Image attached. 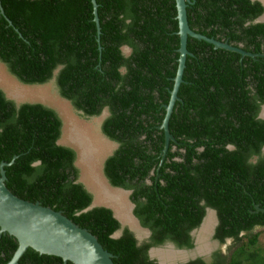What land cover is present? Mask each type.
I'll list each match as a JSON object with an SVG mask.
<instances>
[{"label": "trees", "instance_id": "16d2710c", "mask_svg": "<svg viewBox=\"0 0 264 264\" xmlns=\"http://www.w3.org/2000/svg\"><path fill=\"white\" fill-rule=\"evenodd\" d=\"M95 2L99 33L91 0H0V64L26 85L47 83L58 68L62 98L87 116L106 110L101 130L118 147L104 162V176L112 187L131 191L133 215L151 232L150 242L138 246L126 227L113 238L121 225L107 207L84 212L93 195L79 181L76 152L59 144L55 110L16 104L0 89L7 189L87 229L115 264H157L148 250L167 242L191 249L190 232L207 207L218 217L214 239H231V252L186 264H264L258 246L264 212L255 209H264V121L258 118L264 23H251L263 7L250 0H191V30L261 56L242 57L188 37L190 55L168 121L174 141L161 159L160 126L179 58L174 0ZM16 249V239L0 233V264ZM22 264L72 263L33 251Z\"/></svg>", "mask_w": 264, "mask_h": 264}, {"label": "water", "instance_id": "95a60500", "mask_svg": "<svg viewBox=\"0 0 264 264\" xmlns=\"http://www.w3.org/2000/svg\"><path fill=\"white\" fill-rule=\"evenodd\" d=\"M91 3L93 6L94 21L96 22L99 33L100 30L97 17V4L95 0H91ZM174 3L176 8V19L178 22L177 34L179 36V58L176 74L173 79V87L170 90V99L168 104L165 106V115L160 126V129H162L164 132V148L162 149V158L166 154L169 141H174L173 136L169 133L168 121L171 116L173 106L176 100L178 101L188 55H190L188 52V37L205 41L213 45L214 48H221L239 53L241 56L250 55L241 49L228 44L227 42L217 41L213 38H208L191 30L189 27L188 14V4L190 3V0H174ZM256 22H264V14L261 15L256 20ZM123 50H126L127 53L130 52L127 47H125ZM263 110L264 105L260 107L258 118L264 121V117L262 116ZM6 165L8 164H0V233L8 234L17 241V249L7 264H22L25 258L33 251H36L39 254L51 255L61 258L64 263L115 264L112 261L114 255L106 251L100 245L97 238L87 229L79 227L59 211H54L49 207H44L38 202L32 203L23 200L9 191L5 185L6 176L4 167ZM108 187L112 189L111 193L116 194L121 199H125L129 193L127 190L122 188L112 187L111 185H108ZM94 202H96L95 199H93L92 203L84 210V212L91 210L94 207L102 206L95 204ZM127 204L128 206L125 205V208L129 209L130 217L132 219L133 217L131 215V209H133V205L129 203ZM104 207L111 209L114 218L119 222H122L123 218L121 215H119V213H117L115 209L113 210L108 206ZM255 209L257 211L264 212V209H260L258 206H255ZM207 211L214 213L208 208ZM130 217L128 215V219H130ZM204 222L205 219L202 221L200 227H203ZM215 223L216 221L210 227L214 226ZM120 235L121 230L115 232L112 237L118 238ZM170 248L173 249L172 246H170ZM158 251L161 253L163 252L164 254L162 249H151L150 257L154 258L155 252L158 253ZM178 251L186 253L185 259H178L170 264H185L189 260L195 258L196 255L192 250H175V252ZM158 264H165V262L161 260V262Z\"/></svg>", "mask_w": 264, "mask_h": 264}, {"label": "rangeland", "instance_id": "374dc122", "mask_svg": "<svg viewBox=\"0 0 264 264\" xmlns=\"http://www.w3.org/2000/svg\"><path fill=\"white\" fill-rule=\"evenodd\" d=\"M122 51L125 55L129 54V52L127 53L126 50H122ZM0 89L5 93V95L9 99L13 100L16 104L42 102L47 107L59 113L63 118L62 119L63 127L65 124L64 136L67 140L75 139L76 134H80V137L82 138V140L86 142L87 146H89V148L91 147L93 150V148H96V146H101L99 141L97 142L95 140L96 138L95 136L99 135L101 140L105 142L108 148L113 146V142L107 139L104 136V134L100 132L101 130L100 125L102 123V118L104 117L106 112H103L102 118L97 119V120H95L96 118L95 119L84 118L83 116H79L78 114L79 110H77L70 101H67L64 98H62L59 92L56 90L55 82L50 80L47 83L42 84V85H26V84L20 83L15 77L7 73L4 66L0 64ZM86 124L88 125L91 124L93 133H91L90 131H87ZM60 141L64 142V140L62 139ZM68 144L72 145V142ZM101 153L102 152H100V149H99L98 151H94L91 159L85 161L83 158L82 159L80 158V161L76 163L77 166L80 168L79 181L93 195L96 201L94 202L95 204L102 205V206L103 205L108 206L112 208L113 210L115 209L117 213H119V208L125 207L124 201H121L119 198L113 199V197H111L113 193L106 192L103 194V190L107 189L108 192H111L112 189L108 187L109 184L101 173V170H102L101 166L103 164V156ZM97 166L99 168L94 172V169ZM108 194H111V195L106 197V195ZM126 209H127V213H125V211L122 210L120 211L121 214H119L122 217H124L123 220H125L126 215H129L130 217L129 209L128 208ZM259 233H262V234L259 236L258 246L264 247V232L260 230ZM211 242L212 241L208 243L205 242L206 246L210 244V250L209 252L207 251L209 254L212 255L216 251H221L223 255H227L231 252V250L230 251L228 250V247L230 245L229 242L225 244H220V245H217V244L215 245L214 244L215 242H212V243ZM160 253L161 252L158 251V254ZM170 254L173 255L172 253ZM155 255H157V252L155 253ZM200 256H202V254H200ZM205 257L206 255L204 256V258ZM205 260L210 262V257L207 256ZM172 262H175V259L168 263H172Z\"/></svg>", "mask_w": 264, "mask_h": 264}, {"label": "flooded vegetation", "instance_id": "af4514ba", "mask_svg": "<svg viewBox=\"0 0 264 264\" xmlns=\"http://www.w3.org/2000/svg\"><path fill=\"white\" fill-rule=\"evenodd\" d=\"M250 1H252V2H258V3H260L261 4V6L263 7V12H262V14L261 15H263L264 14V6H263V4H264V0H250ZM263 2V3H262ZM190 3H191V0H190ZM189 3V4H190ZM188 4V5H189ZM261 15H259L258 17H256L251 23L252 24H259V23H257L256 22V20L261 16ZM262 23H264V22H262ZM250 24V22H247L246 24H245V26H248ZM237 48H239V49H241L242 51H244L242 48H243V44H238V46H237ZM245 53H247V54H250V55H252V56H250V55H245V56H249V57H259V56H261L260 54H251V53H249V52H246V51H244ZM242 57H244V56H242ZM58 68H57V70H55L54 72H53V74H52V77H51V81H53V82H55V80H56V75H57V73H58ZM55 85H56V82H55ZM56 90H57V88H56ZM58 91V90H57ZM60 94V93H59ZM43 98V97H42ZM36 103H40V104H42V105H44V106H46L44 103H42V102H36ZM262 106V105H261ZM260 106V107H261ZM47 107V106H46ZM56 112V111H55ZM103 112H106V110H103L98 116H87V115H85L82 111H78V114H79V116H83L84 118H93V119H95V120H97V119H100V118H102V113ZM56 114L58 115V117L60 118V120H61V122H62V129H61V139L62 140H64V142L63 141H60L59 140V144H61V145H63V146H66V147H70L71 149H73L75 152H76V155H77V162H79L80 161V158L82 159H84L85 161L86 160H89V159H91V157L93 156V153H94V151H98L99 149H100V152H102L101 154H102V156H103V164H102V170H101V173H102V175H103V177L105 178V176H104V172H103V167H104V162H105V160L117 149V147H118V144L117 143H115V142H113L112 140V142H113V146H111L110 148H108V146L105 144V142L103 141V140H101V138L99 137V135H96L95 137V140L98 142L99 141V143H100V145L101 146H96V148H93V150H92V148L90 147L89 148V146H87V143L86 142H84L83 140H82V138L80 137V134H76V136H75V139H66L65 138V136H64V130H65V124H64V127H63V118H62V116L59 114V113H57L56 112ZM108 116V113L106 112V114L104 115V117L102 118V122H103V120H105L106 119V117ZM262 116L264 117V110H263V112H262ZM101 125H102V123H101ZM101 125H100V129H101ZM86 128H87V131H90L91 133H93L92 132V128H91V124H86ZM100 132L102 133V130H100ZM90 133V134H91ZM100 133V134H101ZM103 134V133H102ZM105 136V135H104ZM77 137V138H76ZM106 137V136H105ZM107 139H109L108 137H106ZM110 140V139H109ZM72 142V145H70V144H68V143H71ZM62 143H64V144H62ZM74 146H76V147H74ZM229 149H231L232 147L231 146H229L228 147ZM165 157V156H164ZM164 157L162 158L161 157V159H164ZM255 160V159H254ZM76 166H77V164H76ZM77 168L80 170V168L77 166ZM99 167L97 166V167H95V169H94V172L98 169ZM88 171V170H87ZM151 175L153 174V172H151L150 173ZM158 178H159V173H157L156 174V178L155 179H157L158 180ZM106 179V178H105ZM106 181H107V179H106ZM108 182V181H107ZM109 184V183H108ZM110 185V184H109ZM107 190V189H106ZM106 190H103V194L104 193H106L107 191ZM129 193L127 194V196H126V200L125 199H121L120 197H118V196H115L116 194H112V196H115V198L114 199H116V198H119L121 201H124V205H128L127 203H129V204H131V205H133V209H134V203H132L131 202V200H130V195H131V191L130 190H127ZM109 193H111V192H109ZM93 199H94V197H93ZM126 203V204H125ZM208 209H211V208H209V207H207ZM207 208H206V210H205V214H204V217H203V219H202V221L205 219V222H204V225H203V227H200V225H201V223H200V225L197 227V228H195V229H193L191 232H190V235H191V238H192V240H193V247L191 248V249H177L172 243H166V244H164V245H161V246H158V247H150L149 248V250H148V256H149V259L150 260H153V261H155L157 264L160 262V260H159V257L163 260V261H167L165 264H170V263H168V262H170V261H173L174 259L176 260V259H178V257L176 256V254H174V252H175V250H192L193 252H195V258H193V259H191V260H189V261H192V260H195V259H197V258H203L204 260H205V258L207 257V256H209L210 257V259H211V256L215 253H213L212 255L211 254H209L208 252H209V250H210V244L209 245H207L206 246V243L205 242H210V241H212V242H215L214 244L216 245H220V242L218 241V240H216V239H214V234H215V230H216V227H217V225H218V217H217V213H216V211L215 210H213V209H211L214 213H212V212H208L207 211ZM133 209H131V211H132V213H131V215H132V219L130 218V219H128V215H126L125 213H127V209L125 208V207H121V208H119V214H121V212L120 211H122V210H124L125 211V220H123L124 219V217H122L123 219H122V222L120 221L119 223H120V225H121V232H122V228H124V227H126V228H128L129 229V231L133 234V236H134V238H135V240H136V242H137V245L139 246V245H143V244H146V243H149L150 241V237H151V232L149 231V229H146V228H143V227H141V225H140V223H139V220L133 215ZM123 211V212H124ZM216 221V223H215V225L214 226H212V227H210L211 225H213L214 224V222ZM211 228V229H210ZM205 230V231H204ZM209 231H210V233H209ZM211 242V243H212ZM227 242H229V243H231V239H226L225 240V242H224V244L225 243H227ZM198 244H201V247L203 248V249H205L206 251L205 252H201V253H199V251H198V249H197V247H198ZM170 246H172L173 247V249L172 248H170ZM151 249H162V251H164V254L163 253H160V254H157L156 256H154V258H151L150 257V250ZM207 250H208V252H207ZM168 251H173V255H171L170 253H168ZM178 254V253H177ZM200 254H202V256H200ZM209 254V255H208ZM206 255V257L204 258V256ZM181 257V256H180ZM188 261V262H189ZM207 261V260H206ZM187 262V263H188ZM208 262V261H207ZM186 264V263H185Z\"/></svg>", "mask_w": 264, "mask_h": 264}, {"label": "bare ground", "instance_id": "6f19581e", "mask_svg": "<svg viewBox=\"0 0 264 264\" xmlns=\"http://www.w3.org/2000/svg\"><path fill=\"white\" fill-rule=\"evenodd\" d=\"M107 191V193H109L108 192V190H106ZM111 194H108V195H106V197H108V196H110ZM115 196H117V195H115ZM115 196H111V197H113V199L115 198ZM110 197V198H111ZM112 199V198H111ZM197 249H198V251H199V253H201V252H205L206 250L205 249H203L202 247H201V244H198V247H197ZM208 251V250H207ZM173 253V251H168V253ZM156 253V252H155ZM178 253V254H177ZM158 254V253H157ZM174 254H176V256L178 257V259H180V260H183V259H185V257H186V253L185 252H181V251H178V252H174ZM156 256V255H155ZM158 256V255H157ZM181 256V257H180ZM159 257V256H158ZM160 258V257H159ZM178 259H176V260H178ZM161 258H160V262H161ZM163 262H167V261H163Z\"/></svg>", "mask_w": 264, "mask_h": 264}]
</instances>
